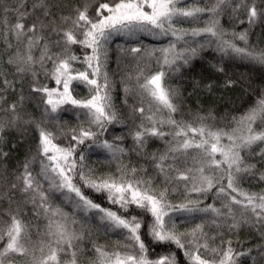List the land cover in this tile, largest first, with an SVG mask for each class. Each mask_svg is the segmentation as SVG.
<instances>
[{
	"label": "snow or ice",
	"instance_id": "snow-or-ice-1",
	"mask_svg": "<svg viewBox=\"0 0 264 264\" xmlns=\"http://www.w3.org/2000/svg\"><path fill=\"white\" fill-rule=\"evenodd\" d=\"M225 12L240 24H264V0H0V160L9 155L3 146L10 133L27 134L30 127L36 134L35 155L21 170H0V264H80L89 254V264H179L175 252L156 254L153 247L150 254L151 246H175L185 264H242V257L264 261V243L244 248L228 238L248 228L264 241V189L242 186L264 183V92L254 95L242 115L217 126L207 122L210 116L185 119L179 91L169 83L213 43L224 56L264 66V48L248 43L247 30L222 28ZM137 34L168 42L121 49L135 66L124 78L128 111L120 113L107 71L109 44L114 36ZM41 75L53 86L41 84ZM234 83L228 79L224 86ZM80 87L87 96L80 98ZM205 87L211 90L212 84ZM29 103L39 119L28 111ZM67 112L78 125L64 131L59 117ZM125 117L133 122L131 152L151 164L153 177L148 168L123 162L129 149L122 136L104 138L109 126L123 124ZM153 139L164 143L163 151H146ZM93 149L107 153L116 170L98 174L85 155ZM33 165L39 167L35 174ZM157 177L163 187L156 185ZM89 192L114 207L102 206ZM55 193L123 241L110 247L95 243L86 222L52 203ZM173 195L181 199L174 202ZM27 205L34 221L25 219ZM40 219L46 222L43 229ZM178 221L193 226L180 231Z\"/></svg>",
	"mask_w": 264,
	"mask_h": 264
},
{
	"label": "trees",
	"instance_id": "trees-1",
	"mask_svg": "<svg viewBox=\"0 0 264 264\" xmlns=\"http://www.w3.org/2000/svg\"><path fill=\"white\" fill-rule=\"evenodd\" d=\"M75 3H79V0H75ZM203 6V5H202ZM207 18V17H205ZM244 17L241 16L240 19ZM220 25L226 32H242L248 31V43L250 45L258 46L264 48V24H257L250 27L247 23L240 24L234 18H230L228 13L225 12L220 17ZM194 25L184 23L182 27L188 28ZM199 26H203L202 24ZM201 42H203L202 38ZM168 42V38H156L147 34H137L135 36H114L109 44L108 50V62L107 71L109 73L110 79L114 82V90L112 92L113 103L116 109L120 113H125L128 111L127 107L124 105V92L123 89L126 86L124 82L125 76L130 73L134 66L135 61L133 57L126 51L121 49H129L131 47H138L141 44L145 47H160ZM240 47H244V42H237ZM195 46V45H194ZM3 45L0 44V48ZM216 45L213 43L210 47L205 48L198 52L196 58L190 61L188 66H181L179 71L175 72L169 80L172 87L178 89L181 113L185 119H191L196 115L212 117L207 122L210 124H215L217 126H223L227 123V119L231 116L242 115L247 108L253 102L254 95L259 92H264V66L252 63L248 60L241 59L235 56H224L220 52L215 50ZM57 51V49H53ZM73 51L76 55H82L80 48L74 46ZM38 54V53H37ZM79 66V65H77ZM50 68L51 65L49 64ZM217 67H223L224 72H218ZM6 70L11 72L12 68L10 66H5ZM11 78V77H10ZM231 79L235 83L231 87H225V81ZM30 80V77H26L25 81ZM41 84H48L49 87L53 86L52 82L46 80L43 75L39 77ZM211 83L212 88L209 90L205 85ZM131 87V85H127ZM19 90V85H18ZM80 98L87 96V91L85 88H79ZM24 94L28 95L27 82L24 85ZM129 104L133 103V98H129ZM38 103V101H37ZM28 111L33 113V115L39 119L40 112L33 107L31 103L28 105ZM176 118H180V113L176 114ZM132 120L125 117L123 124L110 125L108 131L105 133L106 139L112 140L113 137L122 136L124 139L121 142L122 146L129 149V152L125 157H123V162L126 164H132L136 167H146L149 169L148 176H155V172L151 168V164L143 157L137 156L135 153L131 152L133 141L129 136V129L132 126ZM59 124L63 127L64 131L68 128L77 127L78 121L74 118L71 112L63 113L59 117ZM52 130H56L54 124L49 125ZM35 133L32 132L31 128H28L27 134H24L23 130L21 132H12L6 137V142L3 146V150L9 153L8 157L0 160V170H7L8 172L18 173L22 164L26 159H31L35 155L36 139ZM65 138L62 137L60 142H63ZM255 147V146H254ZM157 150H164V143L159 140H149L147 152H155ZM86 159L91 167L97 170L98 174H103L107 172H114L116 170V163L110 162V158L107 153L103 152L101 149H93L85 151ZM243 155V153H242ZM249 163H256L255 159H250ZM259 167V165H257ZM182 167V165H181ZM33 173L39 171L37 165H33ZM156 185L158 187H163V181L161 178H156ZM242 186L249 191H260L264 189V183L253 180L251 183L244 181ZM47 188V184H44ZM91 196L97 203H101L104 207H114L111 206L106 200L100 198L97 194L86 193ZM18 200L20 196L16 197ZM174 202L179 201L181 197L171 196ZM51 201L54 205L61 207L64 212L75 215L76 218L82 222H86V226L90 228L94 234V242L100 245L111 246L116 241H123V237L111 232H105L102 225L89 214L87 217L80 211L74 208L72 202L65 201L60 193H55L51 197ZM211 202V197L205 201V203ZM219 207V202L216 204ZM3 207H7L6 204ZM115 210V209H114ZM25 219L29 221H34L35 218L32 215V206L27 205L24 208ZM133 214H139V212H134ZM199 222V221H197ZM46 222L43 219L38 221L39 227L43 229ZM179 230L184 231L187 228H191L193 225L188 223H183L178 221ZM210 234H215V229H210ZM35 239V237H33ZM228 238L235 241H240L243 243L244 248L256 247L257 245L264 243L259 236L255 235L253 231L248 228H241L237 235H231ZM146 239V243H147ZM219 243V241H217ZM236 243L233 247H236ZM85 248H91L90 243H85L83 245ZM155 248L156 254L166 253L168 251L175 252L179 264H185V259L182 255V251L175 248V246H170L168 248L151 246L150 254L152 253V248ZM255 252L253 256L255 257ZM91 256L82 257L80 264H89ZM242 264H264L259 257H256L255 261L248 258H241Z\"/></svg>",
	"mask_w": 264,
	"mask_h": 264
}]
</instances>
